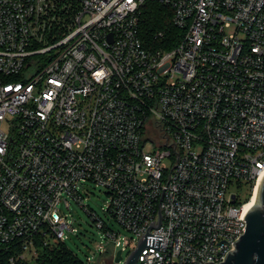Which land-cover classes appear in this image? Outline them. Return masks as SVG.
Segmentation results:
<instances>
[{"label": "built area", "instance_id": "1", "mask_svg": "<svg viewBox=\"0 0 264 264\" xmlns=\"http://www.w3.org/2000/svg\"><path fill=\"white\" fill-rule=\"evenodd\" d=\"M148 2L168 50L140 39ZM263 177L264 0H0V264L75 232L88 187L131 235L89 212L100 256L149 233L137 264H221L246 232L229 189Z\"/></svg>", "mask_w": 264, "mask_h": 264}, {"label": "rangeland", "instance_id": "2", "mask_svg": "<svg viewBox=\"0 0 264 264\" xmlns=\"http://www.w3.org/2000/svg\"><path fill=\"white\" fill-rule=\"evenodd\" d=\"M89 193L84 197L82 208L80 205L76 204L71 200L70 211H67L65 206H62V209L69 214L68 219L72 223V227L75 229V232H66V238L62 241L63 244L67 247L68 250L73 252L78 256L82 261L86 260V257H91L92 261L90 264H114L110 254L100 256L97 253V247L99 244H102L103 247H106V244L101 243V234L93 226V222L90 213H95L105 222L110 223V228L116 232H119L121 237L130 238L131 235L126 233L120 228V226L112 220L109 216H106L102 209L108 204L109 196L102 189L97 187H88ZM230 193L236 194L239 199H245V192L243 188L237 190L235 187L229 189ZM88 212H87V211ZM56 241H51L54 243ZM131 250V249H129ZM97 253V254H96ZM128 251L123 252V261L127 258ZM34 253L27 255V261L29 264H36L34 261Z\"/></svg>", "mask_w": 264, "mask_h": 264}, {"label": "trees", "instance_id": "3", "mask_svg": "<svg viewBox=\"0 0 264 264\" xmlns=\"http://www.w3.org/2000/svg\"><path fill=\"white\" fill-rule=\"evenodd\" d=\"M139 21L140 39L147 48L168 50L176 45L179 31L172 23V10L157 3L148 2L141 9ZM243 191L245 199H240V203L249 201L252 187H245ZM36 246L34 258L36 264H85V261L68 250L63 242L56 241L47 246L36 243ZM107 254L112 257L110 248L105 253ZM24 264H29V262Z\"/></svg>", "mask_w": 264, "mask_h": 264}, {"label": "water", "instance_id": "4", "mask_svg": "<svg viewBox=\"0 0 264 264\" xmlns=\"http://www.w3.org/2000/svg\"><path fill=\"white\" fill-rule=\"evenodd\" d=\"M246 232L234 246L225 262L221 264H264V177L258 185L256 203L246 213ZM163 236L145 233L135 250L123 261L121 251L116 253L114 264H137L145 247L160 251ZM209 264V263H206Z\"/></svg>", "mask_w": 264, "mask_h": 264}, {"label": "bare ground", "instance_id": "5", "mask_svg": "<svg viewBox=\"0 0 264 264\" xmlns=\"http://www.w3.org/2000/svg\"><path fill=\"white\" fill-rule=\"evenodd\" d=\"M260 185V182H259ZM258 187L255 189L254 193L251 195L246 208L249 210L252 208V206L256 203V197H257Z\"/></svg>", "mask_w": 264, "mask_h": 264}]
</instances>
